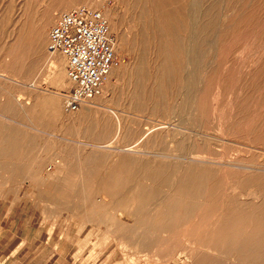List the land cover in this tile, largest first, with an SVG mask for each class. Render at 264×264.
<instances>
[{
	"label": "rangeland",
	"instance_id": "rangeland-1",
	"mask_svg": "<svg viewBox=\"0 0 264 264\" xmlns=\"http://www.w3.org/2000/svg\"><path fill=\"white\" fill-rule=\"evenodd\" d=\"M85 5L119 64L69 112L45 52ZM1 151L0 264H264V0H0Z\"/></svg>",
	"mask_w": 264,
	"mask_h": 264
},
{
	"label": "built area",
	"instance_id": "built-area-1",
	"mask_svg": "<svg viewBox=\"0 0 264 264\" xmlns=\"http://www.w3.org/2000/svg\"><path fill=\"white\" fill-rule=\"evenodd\" d=\"M48 37V50L66 57L73 86L64 93L65 109L74 112L101 94L106 77L119 64L110 22L101 10L80 6L59 13Z\"/></svg>",
	"mask_w": 264,
	"mask_h": 264
},
{
	"label": "bare ground",
	"instance_id": "bare-ground-1",
	"mask_svg": "<svg viewBox=\"0 0 264 264\" xmlns=\"http://www.w3.org/2000/svg\"><path fill=\"white\" fill-rule=\"evenodd\" d=\"M152 1H153V0H152ZM156 1H157V0H156ZM140 2H141V1H140ZM152 3H153V2H152ZM152 3H151V4H152ZM161 3H162V2H161ZM165 3H166V2H165ZM144 4H145V3H144ZM149 4H150V3H149ZM157 4H158V3H157ZM153 6H154V5H153ZM153 6L151 5V7H153ZM156 6H157V5H156ZM159 6H160V5H159ZM133 7H134V6H133ZM154 7H155V6H154ZM154 7H153V10H154ZM143 9H144V8H143ZM155 9H156V8H155ZM155 11H156V10H155ZM63 12H64V11H63ZM150 12H151V13H148V14L153 15L151 9H150ZM153 12H154V11H153ZM156 12H157V11H156ZM168 12H169V11H168ZM173 14H175V13H173ZM165 15H167V14H165ZM162 16H163V15H162ZM153 17H154V15H153ZM44 18H45V17H44ZM44 18H43V19H44ZM165 18H166V16H165ZM148 19H150V18L148 17ZM139 20H140V19H139ZM160 20H161V19H160ZM172 20H173V19H172ZM45 21H46V20H45ZM158 21H159V20H158ZM158 21H157V22H158ZM153 22H155V21H153ZM162 22H163V21H162ZM38 24H39V23H38ZM42 24H43V23H42ZM47 24H48V23H45V24H43V25L41 26V32H42V34H43V32H44V30H45ZM163 24H164V23H163ZM166 26H168V25H166ZM172 26H173V24H172ZM39 27H40V26H39ZM39 27H38V28H39ZM164 27H165V26H164ZM174 27H175V26H174ZM194 27H195V26H194ZM162 28H163V27H162ZM167 32H168V31H167ZM153 33H154V32H153ZM159 33H160V32H159ZM169 33H170V32H169ZM42 34H38V33H36V37H34V40L36 39L37 42H38V45H39V46L41 45V46L44 48V43H43V42H44V36H43ZM19 36H20V33H19ZM34 36H35V35H34ZM156 36H157V35H156ZM48 38H49V37H48ZM160 38H162V37L160 36ZM142 39H143V38H142ZM143 40H144V39H143ZM157 40H158V38H157ZM161 40H162V39H161ZM163 40H164V39H163ZM166 42H167V41H166ZM16 43H17V42H16ZM16 43H15V44H16ZM19 44H20V43H19ZM166 44H167V43H166ZM168 44H169V43H168ZM20 45H21V44H20ZM34 45H35V44H34ZM13 46H14V45H13ZM45 46H46V45H45ZM14 47H15V46H14ZM37 47H38V46H37ZM114 49H115V43H114ZM45 50H46V49H45ZM38 51H39V50H38ZM154 51H155V50H154ZM41 52H42V51H41ZM49 52L52 53V54L57 53V52H51V51H49L48 48H47V52H45V53L50 54ZM115 52H116V51H115ZM158 52H159V51H158ZM14 53H15V52H14ZM38 53H39V52H38ZM159 53H160V52H159ZM162 54H164V53H162ZM171 55H172V54H171ZM65 58H66V57H65ZM13 60H14V59H13ZM52 65H53V63H52ZM56 65H57V64H56ZM117 65H118V64H117ZM54 66H55V64H54ZM115 66H116V65H114V66L112 67L110 73H109L108 76L106 77V79H105V81H104L105 85L103 84L102 92H101V94L98 95V96H101V95H102L103 90L108 91L109 88L113 86V85H112V83H113L112 79L116 78V76H117V70L115 69ZM61 71H62V70H61ZM62 80H63V79H62ZM110 91H111V89H110ZM104 95H105V94H104ZM98 96H96V97H98ZM96 97H95V98H96ZM95 98H94V99H95ZM64 99H65V98H64ZM94 99H92V101H93ZM102 99H103V98H102ZM104 99H105V98H104ZM64 101H65V100H64ZM92 101H91V102H92ZM91 102H89V103H91ZM89 103H87V104H89ZM84 105H86V104H84ZM84 105H83V106H84ZM83 106H82V107H83ZM80 108H81V107H80ZM80 108H79V109H80ZM79 109H78V110H79ZM76 111H77V110H76ZM53 134H54V133H53ZM0 153H2V151H1ZM49 169H50V168H49ZM183 176H184V175H183ZM187 177H188V176H187ZM179 178H180V177H179ZM183 179H184V178H183ZM186 179H187V178H186ZM188 179H189V178H188ZM181 181H182V180H181ZM150 183H151V181H150ZM155 184H156V183H155ZM155 184H154V185H155ZM188 185H189V184H188ZM181 186L184 187V185H181ZM127 188H128V187H127ZM129 188H130V187H129ZM189 189H190V188H189ZM122 191H123V190H122ZM132 191H133V190H132ZM132 191H130V192L128 193L129 196H130V197H129L130 202H131V196H138V195H131V192H132ZM175 191H176V192H175ZM183 191H184V190H182V189H180V190H179V189H174V191H173V195L176 196L177 194L183 193ZM189 192H190V191H189ZM123 194H124V193H123ZM121 195H122V194H121ZM115 196H116V195H115ZM168 196H169V195L167 194V198H168V200H169V197H168ZM143 197H144V196H143ZM165 197H166V196H165ZM165 200L167 201V199H165ZM159 201H160V200H159ZM159 201L155 203L156 208H157V206L160 207V206L163 204V201H162V200H161L160 202H159ZM241 201H242V200H241ZM236 202H237V201H236ZM114 203H115V202H114ZM165 203H166V202H165ZM167 204H168V203H167ZM117 205H118V204H117ZM149 205H150V204H149ZM126 206H130V203H129V205H126ZM168 206H169V205H168ZM118 207H119V205H118ZM257 208H258V207H257ZM119 209H120V208H118L117 211H119ZM127 209H128V208L125 207V210H127ZM258 209H259V208H258ZM258 209H257V210H258ZM157 210H158V208H157ZM259 210H261V207H260ZM155 211H156V210H155ZM255 212H256V211H255ZM257 212H258V211H257ZM261 212H262V211H261ZM261 212H260V213H261ZM125 215H126L125 217L127 218V214H126V213H125ZM147 215H148V214H147ZM222 215H223V214H222ZM222 215H221V216H222ZM229 215H231V214L229 213ZM256 215H257V213H256ZM258 215H261V214H258ZM258 215H257V216H258ZM123 216H124V214H123ZM219 216H220V215H219ZM261 216H262V215H261ZM119 217H121V216L119 215ZM130 217H131V216H130ZM137 217H138V216H137ZM139 217H141V216H139ZM145 217H146V216H145ZM152 217H153V216H152ZM152 217H151V218H152ZM217 217H218V216H217ZM222 217H227V218H228L229 216H226V215L224 216V215H223ZM233 217H234V215H233ZM235 217H236V216H235ZM235 217H234V218H235ZM246 217H247V216L244 217L245 220L248 218V217H247V218H246ZM263 217H264V215H263ZM132 218H133V217H132ZM234 218H233V219H234ZM128 219H129V217H128ZM141 219H142V218H141ZM221 219H222V218L220 217V220H221ZM224 219H225V218H224ZM229 219H230V218H229ZM235 219H236V218H235ZM237 219H238V220H236V221L233 220V222H236V223H237V222L239 221V217H238ZM249 219H250V218H249ZM129 220H130V219H129ZM216 220H217L216 222L220 221V220H218V218H217ZM242 220H243V219H242ZM242 220H241V221H242ZM247 220H248V219H247ZM261 220H262V219H261ZM143 221H144V220H143ZM225 221H226V220H225ZM229 221H230V220H229ZM251 221H252V220H251ZM262 221H264V219H263ZM156 222H157V220H156ZM222 222H223V221H222ZM220 223H221V221H220ZM230 223H231V222H230ZM245 223H246V222H245ZM218 224H219V223H218ZM237 224H238V223H237ZM222 225H225V224H222ZM222 225H221V226H222ZM231 225H233V224H231ZM234 226H235V224H234ZM256 226H257V225H256ZM225 227H227V226H225ZM256 228H257V227H256ZM228 229H229V227H228ZM259 229H260V228H259ZM224 231H226V230H224ZM258 231H259V230H258ZM225 233H226V232H225ZM260 234H261V233H260ZM254 235H255V234H254ZM235 239H236V237H235ZM242 246H243V245H242Z\"/></svg>",
	"mask_w": 264,
	"mask_h": 264
},
{
	"label": "crops",
	"instance_id": "crops-1",
	"mask_svg": "<svg viewBox=\"0 0 264 264\" xmlns=\"http://www.w3.org/2000/svg\"><path fill=\"white\" fill-rule=\"evenodd\" d=\"M81 108H82V107H81ZM88 111H90V110H86L85 113H87ZM109 132H110V131H108V134H109ZM108 136H109V135H108ZM94 137H95V136H94ZM99 137H101V135H100ZM99 137H98V138H99ZM139 194H141V192H134V191L131 192V195H139Z\"/></svg>",
	"mask_w": 264,
	"mask_h": 264
}]
</instances>
